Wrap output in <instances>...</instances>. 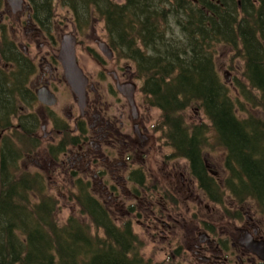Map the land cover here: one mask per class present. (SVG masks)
<instances>
[{
  "label": "flooded vegetation",
  "instance_id": "1",
  "mask_svg": "<svg viewBox=\"0 0 264 264\" xmlns=\"http://www.w3.org/2000/svg\"><path fill=\"white\" fill-rule=\"evenodd\" d=\"M39 5L38 0H2L0 7V121L10 124L9 131L0 132V146L8 133L16 172L38 178L46 192L59 194L67 183L74 194L86 189L117 225L125 224L134 234L138 226L152 237L164 253L160 263L264 264V213L250 215L248 202H237L233 191L223 188L229 173L224 153L223 182L216 189L210 178L220 183L221 177L206 152L201 161L208 170L203 171L192 153L178 151L181 145L168 136L162 109L145 94L144 77L136 67L121 64L109 40L95 37L100 52L88 48L97 66L91 70L76 49L87 77L80 100L58 58L62 24L55 21L54 10ZM21 31L27 45L16 42ZM71 33L77 48L78 34ZM102 40L112 49L111 57L99 48ZM154 108L161 111L158 119ZM32 161L36 166L30 170ZM114 213L121 214L120 221ZM136 236L143 249L145 241Z\"/></svg>",
  "mask_w": 264,
  "mask_h": 264
},
{
  "label": "trees",
  "instance_id": "2",
  "mask_svg": "<svg viewBox=\"0 0 264 264\" xmlns=\"http://www.w3.org/2000/svg\"><path fill=\"white\" fill-rule=\"evenodd\" d=\"M54 1L38 3L54 10ZM58 1L81 26L95 16L104 22L117 55L133 60L144 77L145 94L162 109L178 151L192 153L194 165L199 161L206 171L201 156L208 146L221 148L229 170L223 188L241 204L253 199L264 213V117L258 113L264 114V0ZM173 26L177 38L169 33ZM219 46L230 50V69L233 59L243 65L237 94L217 68ZM187 108L201 112L202 121L186 122ZM6 126L0 121V132ZM8 137L0 146V264H164L144 259L132 229L117 225L86 189L73 197L86 220L71 215L59 222L57 198L38 178L16 172Z\"/></svg>",
  "mask_w": 264,
  "mask_h": 264
},
{
  "label": "rangeland",
  "instance_id": "3",
  "mask_svg": "<svg viewBox=\"0 0 264 264\" xmlns=\"http://www.w3.org/2000/svg\"><path fill=\"white\" fill-rule=\"evenodd\" d=\"M10 0H7V2H9ZM116 2L119 3H123L124 0H114ZM9 6V5H8ZM54 12L56 14L55 16V21L57 23H61L62 27L58 33L59 38L66 34V33H71V31H74L75 33L78 34V40L79 43L77 45V54L80 56V61L81 63H85L88 67V69H93V68H97L96 64L94 63V61L91 60V58L88 56V52H90V50L88 49L90 46L95 48L98 52V45L95 42V37H98L99 39H105L108 41V33H107V29L105 27V24L103 21L97 19V16H95L91 22V24H89L88 26L83 27V30H78L77 28H75V25L73 22H75L74 19V13L73 10L68 6L65 5L63 6L61 4V1L59 3L58 0L54 1ZM66 18H68V20H66ZM67 23V26L66 24ZM20 28L16 27L15 30H17ZM14 30V31H15ZM22 30V29H21ZM174 32L175 37L177 38V34L179 32V29H177L176 27H171L169 29V33ZM14 36V35H13ZM30 36V35H29ZM26 36V37H29ZM57 37V36H56ZM180 39H182L181 34H180ZM27 39L24 37L22 31L19 33V35H16V42H22L23 45H27L26 40ZM58 39V37H57ZM38 42H43L42 40H37ZM35 45V44H34ZM36 48V47H35ZM34 46L29 48L30 53L32 54L35 51ZM48 50V49H47ZM230 50L223 47V46H219L217 49V55H216V65L217 68L220 72L221 77L223 78V80L226 81V83L228 84L229 89L231 90V92L237 94V89L234 87V84H236V77L240 76V72L243 69V65L242 63H240V61L233 59V65L234 68L230 69L229 66L231 65L230 63ZM119 60H121V64L125 66V68L127 67H133V69L135 68V63L132 60H125V58H120ZM152 115L155 119L160 118V113L161 111L157 108H154L153 110H151ZM258 112V111H256ZM259 115H261L260 117H264V114L261 112H258ZM182 115L184 116V120L186 122H199L200 120L202 121L203 119V115L202 113L196 109H192V108H187ZM213 143V141H212ZM206 154L208 155V160L209 163L212 164L214 172L216 173L217 176H220L221 178L219 179V181H221L220 183H218L220 186H222V182H223V176H224V156H223V151L220 150L218 147H213V146H208V148L206 149ZM156 154V152H155ZM157 158L161 159L160 155H157ZM30 163V162H29ZM32 165H27L29 167L30 170H32V167L36 166V162L32 161L31 162ZM24 167H26V163L23 164ZM53 179H55V177H53ZM58 182L60 185H64V177L60 176L59 178H57ZM48 182H50V179H48ZM52 185L53 188H55V186L53 185V183H49ZM51 195H54L53 197L57 198L58 200V207H57V211H56V218L58 219L59 222H65L67 220L68 217H70L71 215H74L80 219H85L86 217L81 216L80 212H79V205L77 204L76 200L73 198L74 197V186L73 184H66L65 187H63V189L61 190V192L58 194L56 192H47ZM96 194H98L96 192ZM100 194V193H99ZM100 198L101 199H105L106 196H102L100 194ZM246 202H248V211L250 212V215L255 214L258 218H260V216L262 217V214L260 209L258 208L256 202L253 199H249ZM112 209H114L113 205L110 206ZM114 217H119V221L121 220V214L118 215L117 213H114ZM137 229V230H135ZM134 229L135 233L138 234L140 236L141 239H143L145 241V247L142 249L143 244L140 242L141 245V250L143 253V256L145 257L146 260H151L153 262L156 263H160L161 260L164 259V253L163 251H160L161 247L156 246V244L153 243V238L150 236H144L142 233V228L136 226V228ZM171 260L168 262V264H175V262H171Z\"/></svg>",
  "mask_w": 264,
  "mask_h": 264
},
{
  "label": "water",
  "instance_id": "4",
  "mask_svg": "<svg viewBox=\"0 0 264 264\" xmlns=\"http://www.w3.org/2000/svg\"><path fill=\"white\" fill-rule=\"evenodd\" d=\"M76 44V35H74L73 33L64 34L61 40L60 53L58 55V58L61 60L64 66L65 75L72 87V90L78 95L80 100H83L84 83L87 77H85L83 70L80 68L77 61ZM99 47L107 56L111 57L113 55V51L109 47L107 42L100 41Z\"/></svg>",
  "mask_w": 264,
  "mask_h": 264
}]
</instances>
